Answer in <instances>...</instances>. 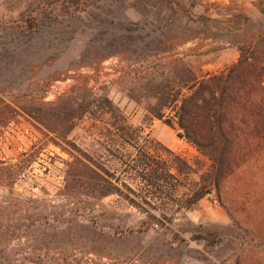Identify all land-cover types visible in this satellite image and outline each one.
Instances as JSON below:
<instances>
[{
	"label": "rangeland",
	"instance_id": "obj_1",
	"mask_svg": "<svg viewBox=\"0 0 264 264\" xmlns=\"http://www.w3.org/2000/svg\"><path fill=\"white\" fill-rule=\"evenodd\" d=\"M204 5L200 0H0L1 99L17 107L26 100L54 102L75 84L105 87L129 124L153 142L154 153L168 158L161 145L195 171L174 203L153 200L152 213L164 226H147L145 215L117 196L74 204L58 195L69 155L42 144L39 160L14 188L0 187V224L8 231L0 243V264H264V156L239 168L191 211H179L189 181H198L209 163L178 136L175 125L150 120L136 86L172 56L202 73L221 71L236 63L238 45L264 34V0L243 14L225 12L216 24L194 12ZM211 36L217 41H205ZM223 50L229 52L223 56ZM129 91L141 102L132 101ZM171 116L167 112L165 119ZM93 125L90 118L78 121L68 140L101 155ZM39 139L22 115L0 132V157L15 162ZM162 213L173 214L172 222Z\"/></svg>",
	"mask_w": 264,
	"mask_h": 264
},
{
	"label": "trees",
	"instance_id": "obj_2",
	"mask_svg": "<svg viewBox=\"0 0 264 264\" xmlns=\"http://www.w3.org/2000/svg\"><path fill=\"white\" fill-rule=\"evenodd\" d=\"M237 50L236 63L218 72L202 73L191 62L172 56L168 63L158 65L154 73L145 74L136 82L147 101L145 110L150 120L175 125L178 136L209 163L198 181H189V193L178 205L179 211H191L210 191L219 192L239 168L264 156V34L238 45ZM129 98L141 102L132 92ZM16 106L0 98V132L4 133L23 115L41 139L28 153H18L15 162L0 157L2 188L12 190L39 160L42 144L49 143L69 155L58 189V195L67 202H93L117 196L144 214L147 226H164L152 213L156 210L153 200L162 198L174 203L180 197L183 182L195 173L184 159L161 145L160 150L169 159L154 153L150 148L153 142L144 136L143 129L129 124L124 113L108 99L105 87L93 89L88 88L87 82L75 84L69 95L54 102L26 100ZM167 112H172V116L165 119ZM105 117L110 121L104 122ZM84 118L95 120L93 127L101 155H90L68 140L77 122ZM38 143L40 148H36ZM124 179L135 182L137 188ZM173 216L162 213L169 223ZM4 236H8V231L0 224V243Z\"/></svg>",
	"mask_w": 264,
	"mask_h": 264
},
{
	"label": "crops",
	"instance_id": "obj_3",
	"mask_svg": "<svg viewBox=\"0 0 264 264\" xmlns=\"http://www.w3.org/2000/svg\"><path fill=\"white\" fill-rule=\"evenodd\" d=\"M202 1L204 7L202 6H196L194 7V12L198 13L200 17H207L210 16V18H213L215 21L212 23L216 24L219 21L216 19L222 18V14L225 12H228L229 15H236V14H243L245 10L249 7L253 8V2L256 0H200ZM208 4V5H207ZM213 7L220 6V8H224L223 11L214 10ZM224 15V14H223ZM230 17V16H227ZM198 39H195L194 42H196ZM205 41H217L216 37H209L205 39ZM230 44H226V46H229ZM229 52V50H223L221 54L226 55ZM220 53V52H219ZM213 73V72H209Z\"/></svg>",
	"mask_w": 264,
	"mask_h": 264
}]
</instances>
